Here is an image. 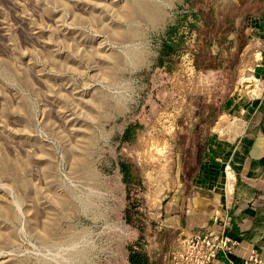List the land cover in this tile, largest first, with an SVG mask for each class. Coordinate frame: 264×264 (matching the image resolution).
<instances>
[{
  "label": "rangeland",
  "instance_id": "374dc122",
  "mask_svg": "<svg viewBox=\"0 0 264 264\" xmlns=\"http://www.w3.org/2000/svg\"><path fill=\"white\" fill-rule=\"evenodd\" d=\"M180 3L0 0V264H124V251L112 247V236L121 237L112 217L125 207L114 195L126 194L112 182L122 181L115 162L131 178L129 203L141 218L135 225L149 234L162 217L160 200L177 181L178 162L184 172L194 162L196 109L211 112L210 102L228 95L196 86L200 41L188 27L182 53L168 58L171 72L163 71L161 41L181 16ZM253 38L227 78L238 104L258 96L257 53L263 58L264 47L260 40L252 46ZM239 107L214 128L233 141L244 128L246 108ZM137 114L128 144L118 147ZM208 125L198 124L199 131ZM152 143L168 148L162 164L169 163L170 176L159 172ZM214 174L224 181L221 171Z\"/></svg>",
  "mask_w": 264,
  "mask_h": 264
},
{
  "label": "crops",
  "instance_id": "0c3cea01",
  "mask_svg": "<svg viewBox=\"0 0 264 264\" xmlns=\"http://www.w3.org/2000/svg\"><path fill=\"white\" fill-rule=\"evenodd\" d=\"M182 3L183 0L180 5ZM190 6V12L176 20L178 25L176 36L180 41L177 54H180L184 48L183 37L188 27V31L196 33L200 41L198 53L195 55V69L198 76L196 85L203 84L204 88L205 85L212 86L216 94L225 91L228 95L222 101L218 96V100L214 98L210 102V106L217 108L216 111L214 108L210 113L207 111L203 115H197L196 109L193 119L195 126L207 122L210 125L205 133L191 132L193 141L189 152L195 155L194 162L191 164L192 168L187 169L188 172L181 171L183 164L181 161L178 162L177 181L171 184V188L160 200L162 218H167L165 223H168L163 224V222L161 225L177 230L183 228L197 230L204 227L214 214H230L235 220L233 235L242 237L232 256L234 260H239L246 257L253 248L264 250V57L262 58V53H258L263 62L255 74L260 81L256 98L238 104L239 100L233 97L236 84L234 87L226 85H229L227 78H231L250 37L263 42L264 47V0H190ZM261 29L262 32H259ZM204 74L208 75L205 80ZM200 99L201 96L198 97L197 108ZM239 105L246 108L245 118L241 119L244 120V128L242 127V131L238 134V140L233 141L231 133L221 134L214 128L221 118L232 110L240 108ZM234 127L239 130L240 126ZM174 137V139L179 138L178 135ZM168 139L171 141L170 147L174 153L180 154L177 142L173 138ZM215 170L222 172L221 177L225 178L224 181L215 180ZM227 174L229 175L226 177ZM112 182L114 185L118 184L116 188L124 187L121 181L114 179ZM114 196L117 202H124V192ZM119 214L118 217L116 215L112 217L119 218L117 222L113 221L121 235L120 240L116 237V245L124 251V264H127L124 236L128 228H125L121 221L122 212ZM164 257L165 252L158 256L157 264H165Z\"/></svg>",
  "mask_w": 264,
  "mask_h": 264
},
{
  "label": "built area",
  "instance_id": "2783aa9c",
  "mask_svg": "<svg viewBox=\"0 0 264 264\" xmlns=\"http://www.w3.org/2000/svg\"><path fill=\"white\" fill-rule=\"evenodd\" d=\"M191 39L193 32H189ZM182 53V52H181ZM180 53V54H181ZM180 54H177L178 56ZM123 215V212H122ZM162 217L153 219V229L158 230ZM123 225L124 221L121 217ZM235 220L230 214L212 215L204 227L197 230L183 228L171 241L164 257L165 264H264V250L251 249L248 255L234 260L241 236L233 235ZM131 232L127 229L126 237ZM118 239V238H117ZM112 247L116 251V237L112 236ZM127 252V242L124 244ZM127 264L128 260L126 259Z\"/></svg>",
  "mask_w": 264,
  "mask_h": 264
},
{
  "label": "trees",
  "instance_id": "16d2710c",
  "mask_svg": "<svg viewBox=\"0 0 264 264\" xmlns=\"http://www.w3.org/2000/svg\"><path fill=\"white\" fill-rule=\"evenodd\" d=\"M190 0H183V3L180 5L181 9V16H186L190 12ZM178 25L175 22L174 25L167 27L164 33V36L161 41V47L159 52V63L161 64V67L165 73L170 72L172 70L173 65L169 63L168 58L173 55L177 54V50L180 47V41L177 39L176 33H177ZM208 75H203V79ZM196 86H203V84H198ZM200 99V106L201 104ZM204 103V101H202ZM143 111V110H142ZM142 113V112H141ZM210 113V112H209ZM197 115L201 114L200 110L196 112ZM137 117V118H136ZM135 119H133L128 126L124 128V131L122 132L121 136L118 138V147L121 144H128L129 139L131 138V132L135 129V127L138 126L140 116L137 114ZM200 125V124H199ZM198 124L195 126L194 131L200 132ZM120 144V145H119ZM115 166H119L120 171L122 173V184L125 188L124 194V203L125 207L123 210L122 219L124 221V224L128 228L130 232L135 231L136 235L133 237L132 235L128 238L127 241V260L128 264H157V258L160 254L164 253L166 254V250H168V246L170 244V237H165L170 234H177L179 230L173 228V227H163L164 225H160L158 230L153 229V223L150 225L149 228V234H146V228H143L142 226L140 228L135 225V221L133 222V218L141 219L138 214V209L136 206H131L130 198H129V191L131 187V178L128 176L127 166L123 163L116 164ZM126 195V196H125ZM149 235V236H148ZM162 237V241L160 242V238ZM166 238V239H165ZM165 239V240H164ZM160 242V243H159ZM157 244V245H156ZM154 245V246H153Z\"/></svg>",
  "mask_w": 264,
  "mask_h": 264
},
{
  "label": "bare ground",
  "instance_id": "6f19581e",
  "mask_svg": "<svg viewBox=\"0 0 264 264\" xmlns=\"http://www.w3.org/2000/svg\"><path fill=\"white\" fill-rule=\"evenodd\" d=\"M253 44H252V46L253 45H259L258 44V39L257 40H255L254 42H252ZM255 48V47H254ZM258 54V53H257ZM249 57H251V52H250V50H248L247 52H245V55H244V58H243V60L244 61H247V60H249ZM249 62V61H248ZM240 80V79H239ZM242 80V79H241ZM239 87H241V85H240V83H239ZM154 142H155V140H154ZM150 143V142H149ZM158 143V142H157ZM157 143H152L151 144V147H150V150L152 151V153L155 155V157H156V163H158V166H161L158 170H160L159 172L160 173H162V174H164V175H166L167 177L168 176H170L171 175V171L169 170L168 171V167H169V163L167 164V162L166 163H164V164H162V162L163 161H168L169 159H168V148L164 145V146H160V145H158ZM164 144V143H163ZM149 146V145H148ZM147 148V147H146ZM154 157V156H153ZM154 157V158H155ZM165 172H166V174H165Z\"/></svg>",
  "mask_w": 264,
  "mask_h": 264
}]
</instances>
